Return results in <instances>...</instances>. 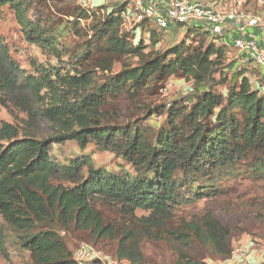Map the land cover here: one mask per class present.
I'll use <instances>...</instances> for the list:
<instances>
[{
	"label": "trees",
	"instance_id": "1",
	"mask_svg": "<svg viewBox=\"0 0 264 264\" xmlns=\"http://www.w3.org/2000/svg\"><path fill=\"white\" fill-rule=\"evenodd\" d=\"M32 2L0 0V10L11 7L20 22L30 26V38L61 58L57 44L67 28L50 29L30 21ZM128 6L126 0L112 8L77 9L76 18L91 20L92 35L83 51L77 49L69 57L71 67L65 72L55 68L38 77L28 75L0 35L2 96L34 99L46 89L49 105L38 114L59 130L50 138L29 131L20 136L15 125L0 121V251L5 255L11 233L35 264H75L61 230L78 231L96 245L113 247V254L95 248L119 264H145L142 247L148 241L174 250V264H208L194 249L223 259L234 252L232 233L237 225L222 222L208 206L189 212L180 224L173 222L177 209L221 197L224 182L248 176L264 183V87H256L248 75L256 68L246 63L253 61L245 60L227 93H221L216 88L227 82V44L202 24H178L185 38L166 50L157 48L165 31L156 26L149 28V41H136L139 26L123 30ZM71 26L80 35L78 27ZM134 59L136 63L129 62ZM115 61H123L116 74ZM176 75L192 81L193 97L169 109L166 128L140 121L105 122L112 103L126 100L136 105ZM66 140L82 148L95 142L101 150L120 155L134 173L97 168L91 156L60 164L52 158L51 147ZM94 199L116 205L127 218L124 227L106 217ZM221 203L227 213L253 216L257 224L248 233L264 241V193L241 204L228 199ZM137 210L148 214L138 218Z\"/></svg>",
	"mask_w": 264,
	"mask_h": 264
},
{
	"label": "rangeland",
	"instance_id": "2",
	"mask_svg": "<svg viewBox=\"0 0 264 264\" xmlns=\"http://www.w3.org/2000/svg\"><path fill=\"white\" fill-rule=\"evenodd\" d=\"M202 1L214 2L217 0ZM219 1L221 2L222 0ZM224 1L231 3V0ZM249 3H257V1L249 0ZM32 4V10L28 14L30 21L33 23H41L42 26H50V29L67 28L68 33L66 36L59 37V44H57L60 53L63 54L61 58L54 55V52L47 47H43L39 43H36L34 40L35 38H30L31 35L34 34L29 30L30 26L22 24L15 11L8 5L2 7L0 10V35L8 44L11 55L28 75L38 77L41 76L42 73L52 71L55 68L64 69L63 72L67 71L66 68L70 69L71 67L69 66L71 61L69 57L73 55L77 49L83 51L84 48L81 47L90 40V36L92 35L91 20L85 21L76 18L74 13L82 6L76 0H33ZM101 5L103 4H98V6ZM72 23L78 27L80 35L77 34L76 31H72ZM152 27H154L153 22H149L146 27H140L139 30L136 29L135 40L138 41L140 38L148 40L150 36L146 34L145 30ZM127 28L128 30H132L135 27L129 25ZM184 32L185 29L182 30L178 24H175V28L169 27L163 35L162 40L158 43L157 48L166 50L177 44L185 38ZM220 40L222 43H225L223 41L224 38ZM228 49H230V51L225 62L227 67L225 68L226 75L224 76L225 78L227 77V82L218 85L216 88L219 92L224 94L227 93L233 74L240 71L244 62L249 61V63H251L249 59L235 63L237 60L236 57H239V53L237 49L231 47ZM240 58L243 59L242 56H240ZM136 61L137 60L134 59L129 62L136 63ZM122 66L123 61H115L112 70L113 73H118L122 69ZM248 75L252 80H255V77H262L263 73L259 71V68H256L249 72ZM215 76L217 80H220L222 77L221 73H217ZM253 83L255 82L253 81ZM46 91V89H43L40 95L34 99H30L27 96L14 100H9L5 96H2L0 91V99L2 100V105L0 106V121H6L15 125L20 130V136L27 131L39 138H50L55 136L59 132L58 126L51 121L45 120L38 114L42 107H48L49 105L48 99H46L48 95ZM152 92L151 94H146L142 102L136 105L126 100L116 104L112 103L107 107L108 116L105 122L117 124L129 121H140L143 125L152 126L156 129L166 128L169 126V109L175 106L176 103L193 97L192 81L184 75L171 76L159 86L157 90H153ZM51 155L52 158L60 164H69L72 159L79 156H91L97 168H102L109 172L127 169L129 172L134 173L132 165L120 155L111 151L101 150L95 142L89 143L85 148H82L73 140L54 143L51 147ZM222 187L221 197L201 200L194 207L177 209L174 212L173 224H180L181 220L185 219L189 212H197L205 206H208L222 222L237 225L232 233L234 248L239 246L244 247L248 253L246 257L237 259V262L244 260L246 264H264L263 239L261 240L259 237H253L248 233V230L257 224L253 216H248L243 213L237 215L227 213L222 208L221 203L222 199H228L237 204H241L250 197H259L264 193V183L255 182L253 178H249L248 176H241L239 180H231L222 183ZM93 203L106 217L124 227L123 223L127 218L122 217L116 205L104 204L99 199H94ZM147 214L148 212L142 210H137L136 212L138 218ZM239 228L242 229L239 230L242 231L241 233L237 231ZM9 234L6 241L7 255L0 251V264H35L30 253L18 243L14 242V237L11 236V233ZM61 235L66 240L72 252L81 244H89L96 248H103L108 254H113V247L107 246L104 248L100 243L96 245L97 243L84 233L78 231L65 232L61 230ZM142 248L145 256V264H174L176 261L177 255L175 251L169 249V247L161 242L148 241L143 244ZM192 252L201 259H204L208 264L228 263L227 261L237 264L235 260L231 261L230 257L228 259L215 257L206 249H194ZM108 256L111 257V255ZM120 264L129 263L122 262Z\"/></svg>",
	"mask_w": 264,
	"mask_h": 264
},
{
	"label": "built area",
	"instance_id": "3",
	"mask_svg": "<svg viewBox=\"0 0 264 264\" xmlns=\"http://www.w3.org/2000/svg\"><path fill=\"white\" fill-rule=\"evenodd\" d=\"M84 7H93L92 0H76ZM245 0H234V4L227 10H222L216 4L201 0H128L129 6L124 14L123 30L129 31L128 26H139L146 20L160 30H167L170 24H182L194 26L202 24L216 37L222 39L226 36L225 25L231 21L235 24L247 23L249 25H263L264 19L260 15H253L240 10ZM260 6H264V0H257ZM138 27V28H139ZM146 34L151 35L150 29ZM234 46L244 59H251L258 67L264 69V49L258 46L255 39H235ZM169 84V83H168ZM171 85V83H170ZM244 247H236L230 260H236L247 256ZM75 264H116L103 251L89 244H81L73 254ZM234 264V263H221Z\"/></svg>",
	"mask_w": 264,
	"mask_h": 264
},
{
	"label": "crops",
	"instance_id": "4",
	"mask_svg": "<svg viewBox=\"0 0 264 264\" xmlns=\"http://www.w3.org/2000/svg\"><path fill=\"white\" fill-rule=\"evenodd\" d=\"M124 1H126V0H92V6L96 7V6H98V4L99 5L103 4V5H106V6L112 8V7H116L120 4H122ZM148 1H157V0H148ZM212 3L216 4L219 9H226L227 10L234 4V0H231V3L225 2L224 0H222L221 2L219 0H217V1H214ZM240 10H242L243 12L249 13V14H253V15H260L264 19V6H260L258 3H247V2L243 3V5L240 6ZM147 25H145L144 27H146ZM154 27H155V25H154ZM169 27L175 28V24H170ZM137 29L139 30L140 27ZM147 29H149V28H147ZM178 30H181V29H178ZM182 30H184V27L182 28ZM164 31L166 32L167 30H164ZM225 33H226V36L224 37L223 41L225 42V44H227L231 48L236 49V47L234 46L235 39L244 38L247 40L255 39L258 46H260L261 48L264 49V26L263 25H249L247 23L235 24V23L229 21L225 25ZM229 44H231V45H229ZM237 52L239 53V57L238 56L236 57L237 60L235 61V63L245 61L244 57H243V59L240 58L241 53L238 50H237ZM252 65L255 66V68H257V69L259 68V71H261V73H263V75H264V69L256 66V64L254 62L251 64H248V65L246 63L247 67L251 68ZM263 75H262V77L261 76L255 77V80H252V82L253 81L255 82L254 84L256 87H262V88L264 87V76ZM227 262H229V261H227ZM235 262L237 264H246V261H244V260L237 262V259H236Z\"/></svg>",
	"mask_w": 264,
	"mask_h": 264
}]
</instances>
